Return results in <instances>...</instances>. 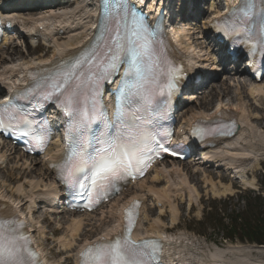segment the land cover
Instances as JSON below:
<instances>
[{"label":"snow or ice","instance_id":"snow-or-ice-1","mask_svg":"<svg viewBox=\"0 0 264 264\" xmlns=\"http://www.w3.org/2000/svg\"><path fill=\"white\" fill-rule=\"evenodd\" d=\"M101 18L95 42L41 77L37 88L44 99L55 97L63 105L67 121V149L61 162L60 178L77 188L78 195H94L97 201L117 184L146 166L145 157L154 149L155 135L149 129L150 106L155 97L171 96L180 71L164 56L157 32L132 0H100ZM241 11L244 20L227 36H242L255 41L264 51V0L246 2ZM256 13L260 20L255 29L247 27ZM124 66L116 100L114 119L101 110L99 86L111 81ZM0 108V129L19 124L29 125L19 109ZM97 119L104 130L90 136V125ZM7 121V123H6ZM15 121V123H13ZM28 133L25 132V135ZM164 151L168 149L158 145ZM138 202L126 210V228L113 240L92 245L82 256L84 264H159V246L151 240L136 241L132 229L138 215ZM22 222L4 219L0 213V264H39L38 255L30 249L23 234Z\"/></svg>","mask_w":264,"mask_h":264},{"label":"bare ground","instance_id":"bare-ground-1","mask_svg":"<svg viewBox=\"0 0 264 264\" xmlns=\"http://www.w3.org/2000/svg\"><path fill=\"white\" fill-rule=\"evenodd\" d=\"M24 1L26 5H29L31 2H33L32 0ZM91 2L93 3L92 0H77L75 5L70 6V9H63V11L60 13L56 12L54 9H51V7H48L42 10L44 14L39 18L22 20V26L26 29H33V31L42 36L44 38L43 41L45 44H47V40L51 38L50 43H48V47L51 49H48L44 53L40 54V56H37L39 45H37L33 38L30 37L29 41L27 39L24 41L26 48L20 51L17 50V53L13 52L11 55L9 54L10 58L9 55L8 57L3 56V52L1 57H4V61L10 59L12 60L7 62L8 65H5V67L0 65V82L5 83L6 80L13 81L14 85L21 86L27 81L26 76L30 70L34 68L38 69L43 66L55 65L58 63V61H61L62 59L74 54L79 49V47L92 38L94 34V28L96 25V9H93V4ZM236 3L237 0H213L210 8L214 12L206 19L204 23V36L201 38L207 40V37H211V21H213V18L220 16L222 13V10L219 9V6L221 4H225L226 8H230ZM41 25H46L45 30L42 32L37 30ZM60 30L63 32L62 36H60ZM183 30L184 29H182V31ZM10 39L11 37L7 40V43H9ZM178 43L182 50L181 56L188 57L193 63V68L201 67L208 69L211 67L212 70H217L216 66L214 65L216 61L211 46H206V51H204V47L201 48L200 46V44L203 45V42L197 40L195 43L191 42L190 40H178ZM13 46L14 45H11L9 47L13 48ZM17 54L20 55L19 58L23 61L19 64H16L15 61H13L15 59L13 55ZM231 79L237 82V94L239 91L245 92L246 90L249 92L251 98L249 104L242 100L237 103L226 102V96L233 97L231 93L234 85L231 86L225 82H222L219 85H214V90L210 89L207 92V97L211 95L218 97L214 110H209L212 100H205L198 103L199 99L197 98L193 102L197 106L196 108L198 109V112H194L187 120L185 118L183 120L187 126L191 127L193 122L199 118L212 119L220 114L235 116L239 119L240 126L238 133L230 140L223 142L217 148L213 149L211 157L218 158V160L214 159L216 160L215 162H217V165H219L218 162H223L227 168H233L235 176L239 177L241 182H243L246 186L248 184H253V181L248 178V174L249 172L254 171L255 164L260 162V159L257 155L258 152H264V130L255 125L253 122V120H256L257 122L264 120V82L261 81L259 84L254 82L250 85H247L234 77ZM231 79L227 78V80ZM212 90L215 93L212 92ZM190 97L194 98L195 95ZM234 97L236 96L234 95ZM249 107H253L255 110L260 111V113L262 112V114L259 112L251 114ZM256 147L259 148V150H257ZM13 149L14 148L12 147L11 151ZM9 150L6 151L8 152ZM247 157L250 158L248 162L245 160ZM7 159L6 152L0 154V160L2 163H4ZM10 161H12L11 158H9L6 166L3 168L0 167V171H4L8 167V163ZM33 162L35 164L40 163L42 165V173L40 172V169L38 172L35 167H32V169L27 174L30 175L32 172L37 171L38 178L36 181L31 180L17 187L15 191H17V193L20 195L16 200L21 199L20 201L16 202L10 198L17 210H22V208L27 204L26 207L29 209L30 214L32 211H34L36 199H40V197L43 196L44 200L49 201L51 196H54L58 192L55 184L48 183L50 180H52V174L49 170L50 162H46L45 160H41L39 162L34 160L32 163ZM170 164L172 165L171 169H168L165 166L161 169L156 167L153 176H151L152 180H158V184L162 180L165 182V185L162 186V188H159L153 183L150 186L146 185L145 179L139 181L122 197L110 203L111 206L110 210H107V215H104V211L99 213H84L80 215L66 211L65 213H67V215L62 217L64 222L68 221L70 218L72 222L68 223L67 225L68 228L66 234L61 240V246L67 251L78 250L77 252H79L80 248L84 247L86 243L91 241L89 239H85V242L81 246L79 245L78 247H75L79 238L82 235H86L89 228L90 230H93V226L95 225V223H90L89 219L83 218L84 215L88 216L91 214H100L101 220L106 219L105 225H107V227L103 228L101 233V235H103L105 238L111 237L113 233L120 232L123 227L124 207L133 199L138 197L143 198L145 195L154 199L157 204H161V208L164 207V205L169 208L171 214L170 221L172 223V227H174L173 225L177 224L179 213L178 207L174 203V200L177 199V196L183 200L185 190L188 191L189 198H192L194 194H197V197L199 198L200 192L194 185H191V182L187 181V184H183L181 182V179L183 178L181 176L184 174V170L186 169L183 167L181 168L180 163L177 164L171 162ZM200 165L201 161H194L193 167H199ZM186 166L188 167V165ZM17 167H19V164ZM191 169V167H188V170L191 171ZM203 173L205 177L209 178V176H211L208 181L212 186V190L215 193H219L221 190L215 185L213 181V178L216 176V174L211 171H203ZM194 175H198V171L194 170ZM220 185L223 188L222 192H227L229 190L232 191V184L223 185L220 183ZM26 186L28 187V191L26 190ZM7 196L9 195L6 192V189L0 186V200L7 198ZM144 208L145 207L143 205V209ZM164 210L165 207L160 209L159 214L162 215ZM142 216L136 229V237L141 238L144 233L149 236H166L168 253L174 257H177L180 264H258V262L251 260V255L253 252H258L261 247H257L255 245H233L228 246L226 249L216 248L214 251H212L209 248L205 249L204 247H201V244H198V241L193 240L191 237L189 238L185 234L179 235V237H176V235L175 238L172 235H168L166 232V226L163 224L164 222L160 217L153 220V222L149 225V228L145 229V232H142L139 230L143 218ZM30 217L32 218V216ZM87 221H89V223ZM40 231L42 234L44 233L43 228H40ZM97 238H99V236H97ZM68 259L69 258L67 257L66 260ZM76 261L78 264V257Z\"/></svg>","mask_w":264,"mask_h":264},{"label":"rangeland","instance_id":"rangeland-1","mask_svg":"<svg viewBox=\"0 0 264 264\" xmlns=\"http://www.w3.org/2000/svg\"><path fill=\"white\" fill-rule=\"evenodd\" d=\"M36 13L38 11L31 12L30 16H36ZM26 14V12H25ZM202 26V25H201ZM187 30H184V33H192L193 38L198 41H202L200 39L201 32L199 28H193L191 29L190 26H186ZM190 28V30L188 29ZM179 34L182 32L181 30L178 31ZM25 45L20 41L17 45H15L14 50L10 52L9 49L3 53V56H7L12 54L13 52L17 53V50H23L25 49ZM39 50L37 55L39 56L41 53L45 52L46 47L40 45ZM9 55V56H10ZM15 63H20L22 60H20L19 56L20 55H13ZM10 58V57H9ZM12 60V59H11ZM8 62V60L6 61ZM225 77H231V75H227ZM224 77V78H225ZM223 78V79H224ZM238 78L241 82L244 84L249 85V81L245 80L246 78L244 75H240ZM226 79V78H225ZM224 79V80H225ZM248 83H247V82ZM225 83L229 85H234L231 96H226L225 101L226 102H240L241 100L244 101L245 103L249 104L250 99L247 95V91H239L238 94L236 92L238 86L237 82L235 80H229L226 81ZM220 82H217L216 85H219ZM215 93V92H214ZM234 95L236 97H234ZM210 98L211 105L209 110H213L214 107L216 106L215 104L217 103L218 97L216 96H210L207 97L205 100H208ZM200 102H203V100H200ZM197 106L193 104L191 108H189L188 112L191 110L192 112L198 109L196 108ZM249 111L251 114L255 113H260V111L255 110L253 107H249ZM190 111V112H191ZM189 112V113H190ZM262 114V112L260 113ZM254 124L259 126L262 130H264V120L261 122H257L256 120H253ZM6 144L2 145L0 144V153L3 154L6 152L7 158H11L12 161L8 163V167L4 171H0V186L6 189V192L8 193L9 196L7 197H12V198H17V191L16 188L23 183L28 182L29 180H34L36 181L37 177V171L32 172L30 175L27 173L32 169V166L35 167L38 172L39 169L41 170L40 172L42 173V168L39 163L32 165H29L32 162V159H28L24 156L21 155L20 152L18 151H6L8 150V147ZM257 150L259 148L256 147ZM259 158L261 159L258 164H255V169L254 173H252L249 177L251 181H253V184L247 186V187H239V183L233 182L231 178L225 175L223 171L220 170H215L212 168H206L202 170H208L212 171L216 174L215 178H213V181L215 185L221 190L219 193H215L212 190V186L210 182L208 181L209 178L205 177L203 174L197 175V176H192V174H188V179L189 182H191V185H194L197 190L200 192V197L198 198L197 202L191 209H188L186 205L180 204L178 206L179 208V213H178V221L177 224H175V227H172V223L170 221L171 215L168 210V212L165 214L164 218L162 219L165 226L168 228V232L170 235L173 234H185L189 238L191 237L193 240L198 241V244H201V247H204L205 249H210L214 251L216 248H221V249H226L228 246L235 245V244H243V245H248V242H240L238 239L235 242H232L231 240H225L223 237V232L220 230L219 227H215L214 225L210 224L211 219L217 218L220 220V218H224L226 222H228L229 218L235 214H251L254 212V210H257V208H253L252 205L255 203L254 197L257 194H261L262 197L264 196V152H259ZM7 159V162H8ZM26 162V164H23V162ZM1 163V162H0ZM19 164V167L17 165ZM7 165V163H4V166ZM1 166V164H0ZM26 169V170H25ZM11 175V176H10ZM219 176L221 178H219ZM13 180V181H11ZM222 183L223 185H229L232 184V191H227V192H222L223 188L220 185ZM149 184H151L149 182ZM146 183V185H149ZM253 190L257 191L254 192ZM40 212V213H39ZM37 212L34 216L33 214V221L34 223H37V221H42L44 217L46 219L44 220L45 223V231L46 233L38 234L37 236L40 239L41 244L44 246L46 249V254L51 262V264H75L72 257L71 259L64 261L66 256L69 254H64L62 251V247H60L59 243L57 242V238L53 236V233L55 235L59 236L60 234H65L67 231V225L69 222H65L61 228V232H54V229H56L57 226L51 224V219L49 214L48 216H44L43 211ZM146 214H148L149 218H152L156 216L158 213L155 210L154 206L152 203L148 202V205L146 206ZM62 213L58 215L59 220L63 221L61 219ZM207 217V219H206ZM91 222H96L97 223V228H93V230H89L87 232V236L85 235L84 237H89L93 238L94 236L98 235L99 232L102 231L106 225H101L100 222V216L95 215L89 217ZM206 219V223L204 225H200L199 221ZM217 220V221H218ZM62 223V222H61ZM45 237V238H44ZM84 237H81L84 238ZM254 245V244H250ZM251 260L258 262V264H264V247H261L258 252H253L251 255Z\"/></svg>","mask_w":264,"mask_h":264},{"label":"trees","instance_id":"trees-1","mask_svg":"<svg viewBox=\"0 0 264 264\" xmlns=\"http://www.w3.org/2000/svg\"><path fill=\"white\" fill-rule=\"evenodd\" d=\"M261 208V209H260ZM221 229L226 237L248 239L249 241L264 244V205L257 209L252 216H235L226 225L221 221Z\"/></svg>","mask_w":264,"mask_h":264}]
</instances>
